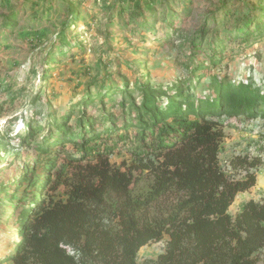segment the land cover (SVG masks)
I'll list each match as a JSON object with an SVG mask.
<instances>
[{
    "label": "trees",
    "instance_id": "obj_1",
    "mask_svg": "<svg viewBox=\"0 0 264 264\" xmlns=\"http://www.w3.org/2000/svg\"><path fill=\"white\" fill-rule=\"evenodd\" d=\"M120 1L125 5L129 0ZM249 1L253 4L243 0L236 12L238 28L227 26L231 11L225 12L211 32L207 56L202 54L204 30L183 41L188 43V79L161 87L139 80L132 86L99 85L97 94L53 116L50 133H57L34 139L45 130L40 121L34 122V112L27 135L13 131L12 139L25 141L23 145L59 154L65 144L77 145L80 133L79 154L86 162L70 175L67 170L76 157H68L54 179L52 167L44 166L45 180L38 182V170L31 168L17 189L26 193L23 199L0 186V201L9 191V207L14 215L21 212L0 264H264V200H249L235 216L230 213L238 194L255 187L261 161L234 155L226 171L220 159L225 133L218 118L255 117L256 109L264 116V91L244 81L235 85L221 72L232 44L250 49L264 37V9H259L263 0ZM125 9L122 6L120 14ZM15 21L9 26L15 27ZM143 27L162 41L154 26ZM54 53L47 75L57 62ZM203 82L208 83L204 96L198 92ZM3 107L0 104V115ZM76 109L81 117L74 120ZM133 128L138 131L132 136L128 131ZM7 139V132L0 133V146ZM122 147L134 153L137 172L148 171L142 186L132 168L127 173L111 165ZM147 152L154 158H144ZM49 163L55 165L54 160ZM237 173L244 176L237 178ZM31 181L38 194H28L24 183ZM48 186L53 195L45 193ZM28 200L30 205L22 206ZM163 241L164 251L156 259L139 262L142 248Z\"/></svg>",
    "mask_w": 264,
    "mask_h": 264
},
{
    "label": "rangeland",
    "instance_id": "obj_2",
    "mask_svg": "<svg viewBox=\"0 0 264 264\" xmlns=\"http://www.w3.org/2000/svg\"><path fill=\"white\" fill-rule=\"evenodd\" d=\"M242 1L129 0L124 5L120 0H0V104L4 105L0 133L7 132L10 137L0 146V186L9 188L23 199L26 193L17 189L21 188L31 168L38 170V179H34L38 182L45 180L44 166L52 167L54 179L61 174L63 165L68 164V157H76L67 170L70 175L86 162L79 154L83 144L80 133L75 138L77 145L65 144L61 154L42 152L34 145H23V140L12 139L15 133L27 135L30 132L33 112L36 113L34 122L40 121L45 129L41 134H34V139L40 140L49 135L53 116L60 117L71 105L79 106L86 95L97 94L99 85L123 86L126 82L132 86L139 80L161 87L188 79L185 66L188 43L183 44V41L199 36L204 30L202 54L207 56L206 45L213 39L211 32L222 22L225 12L231 11L227 26L238 28L235 15L243 6ZM122 6L126 9L120 14ZM260 6L259 9H264V0ZM13 14L17 15L16 19L12 18ZM8 20L10 23L16 20L15 27L9 26ZM144 25L154 26L155 36L161 37L162 41H156ZM222 34L220 32L219 36ZM182 44L184 50L180 48ZM62 51L65 55H61ZM52 52H55L57 62L51 75H47L45 69ZM228 54L222 62V74L235 85L244 81L264 91V37L250 49L242 50L232 44ZM207 85L203 82L199 86L198 92L202 96L204 90H208ZM35 96L40 100L36 98L33 102ZM259 110L256 109L255 117L223 115L218 118L225 133L220 152L223 168L230 171L228 161L234 155H249L261 161L256 169L255 187L238 194L230 208L233 216L247 201L264 200V116L258 113ZM76 117H81L79 109L73 119ZM137 131L133 128L128 132L133 136ZM126 150L122 147V151L114 154L111 165L127 173L132 168L142 186L143 181L149 179V173L141 172L142 168L137 172L132 166L134 153ZM143 157L154 158L150 152ZM51 160L55 165L49 163ZM236 176L241 178L244 173ZM34 181L24 183L28 184V194L39 193L31 184ZM50 186L45 193L53 195ZM9 197L8 191L5 199L0 201V256L5 255L15 235L14 222L21 213L14 215L9 207ZM27 205H30L29 200L22 206ZM164 247V241L145 246L139 252V262L156 259Z\"/></svg>",
    "mask_w": 264,
    "mask_h": 264
}]
</instances>
